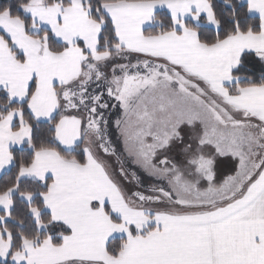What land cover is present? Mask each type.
<instances>
[{"label": "snow or ice", "instance_id": "1", "mask_svg": "<svg viewBox=\"0 0 264 264\" xmlns=\"http://www.w3.org/2000/svg\"><path fill=\"white\" fill-rule=\"evenodd\" d=\"M0 264H264V0H0Z\"/></svg>", "mask_w": 264, "mask_h": 264}, {"label": "flooded vegetation", "instance_id": "2", "mask_svg": "<svg viewBox=\"0 0 264 264\" xmlns=\"http://www.w3.org/2000/svg\"><path fill=\"white\" fill-rule=\"evenodd\" d=\"M237 165V161L233 160L231 157H224L220 159L218 164V175L217 180L221 182L227 175H232L235 172V167ZM132 187V185H129Z\"/></svg>", "mask_w": 264, "mask_h": 264}, {"label": "rangeland", "instance_id": "3", "mask_svg": "<svg viewBox=\"0 0 264 264\" xmlns=\"http://www.w3.org/2000/svg\"><path fill=\"white\" fill-rule=\"evenodd\" d=\"M114 139H115V136L113 137ZM121 147H122V145H121ZM235 170V169H234Z\"/></svg>", "mask_w": 264, "mask_h": 264}]
</instances>
